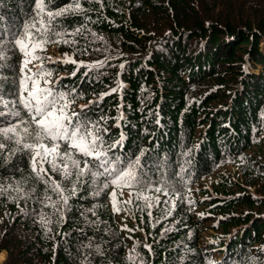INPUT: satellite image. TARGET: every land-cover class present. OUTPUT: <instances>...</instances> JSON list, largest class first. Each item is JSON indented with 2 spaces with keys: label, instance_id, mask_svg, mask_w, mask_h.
<instances>
[{
  "label": "trees",
  "instance_id": "16d2710c",
  "mask_svg": "<svg viewBox=\"0 0 264 264\" xmlns=\"http://www.w3.org/2000/svg\"><path fill=\"white\" fill-rule=\"evenodd\" d=\"M79 2L82 11L55 24L81 31L38 53L52 72L48 86L68 93L70 113L107 128L106 144L123 136L110 157L144 150L145 170L167 195L146 192L149 208L135 194L123 204L117 192L116 211L109 193L133 189L96 196V186L85 183L64 219L52 216L45 226L41 215L51 209L37 199L43 185L28 154L5 149L0 252L7 259L0 264H264V0ZM73 4L48 0L52 9ZM34 13V0H0V37ZM10 36L0 48L5 92L21 76L22 53L9 50ZM49 47L67 57L49 60ZM8 120L0 117V126ZM228 164L234 173L219 174ZM216 175L212 185L194 187ZM206 216L216 218L210 239Z\"/></svg>",
  "mask_w": 264,
  "mask_h": 264
},
{
  "label": "snow or ice",
  "instance_id": "6c2138e0",
  "mask_svg": "<svg viewBox=\"0 0 264 264\" xmlns=\"http://www.w3.org/2000/svg\"><path fill=\"white\" fill-rule=\"evenodd\" d=\"M34 6L33 17L19 29L8 26L11 34L9 50L13 54L19 50L24 60L21 76L18 81L11 82L8 92L4 91L3 79L0 78V117L9 118L7 126H0V161L7 159L5 149L8 156L20 151L28 154L32 177L43 185L42 194L37 199L51 209L50 214L41 215L40 223L45 226L53 223L52 216L56 217L57 223L64 219L69 200L78 194V186L85 183L96 186L92 192L96 196L110 187L133 189L134 193L130 192V196L135 194L138 203L143 201L150 208L151 197L145 193L154 190L157 193L164 191L167 195L168 189L159 186L160 182L148 175L145 169L150 166L142 163L145 151L140 150L134 157H110L109 152L113 148L122 146L123 136L106 144L104 136L107 128L86 115L70 113L68 93L48 86L52 72L45 68L44 57L38 53L44 51L49 43H69L64 37L81 31L78 28L69 33L55 24L58 18L69 12L82 11L81 3L74 0L73 5L52 9L48 7V0H34ZM8 32L0 37V48L4 47ZM5 55H0V60ZM48 59L51 60L50 57ZM34 61H39L33 65L35 72L29 68ZM64 62L76 63L75 60ZM117 90L113 88L112 93ZM13 144L17 147H11ZM53 173L61 179H54ZM170 187L172 192L177 191L174 185ZM3 190L0 188V191ZM15 190L18 193L23 191L20 187ZM30 191L35 193L36 189L33 187ZM109 195L114 209L119 211L116 192L112 191ZM125 203L131 204L132 201ZM48 230L51 231V228Z\"/></svg>",
  "mask_w": 264,
  "mask_h": 264
},
{
  "label": "rangeland",
  "instance_id": "374dc122",
  "mask_svg": "<svg viewBox=\"0 0 264 264\" xmlns=\"http://www.w3.org/2000/svg\"><path fill=\"white\" fill-rule=\"evenodd\" d=\"M47 53H48L47 56H49V57H51L52 55L55 56V57H57V56L58 57L59 56L60 57L61 56L62 57L63 56L67 57V54L58 52L57 49H55L54 47H49L47 49ZM42 57H45V56H42ZM23 60H24V56L22 54V61ZM36 63H39V61H34L33 64L29 65V68H31L32 71H35L36 68L33 65L36 64ZM21 65H22V63H21ZM235 169L236 168L234 166L228 164V165L222 167L221 171L218 170V173L221 174V175H227L229 172H233L234 173ZM233 175L235 176V174H233ZM218 179H219V175H216V176H213V177H211V176L210 177H206V178L201 179L197 183H195L194 187H196L197 189H200V188L204 187L205 185L210 186V185H212L214 183V181L215 182L218 181ZM257 187H259V186L257 185ZM249 189H253V187H249ZM115 192L116 193L120 192L122 194L121 202L123 204H125V202L130 199V193L128 191H126V190H119V191H115ZM196 211L198 212V210H196ZM204 218H205V222H204L205 229L203 231V236L208 238V239H210L211 238V234L216 231V230H214V228H212V225H214L215 224L214 222H216L215 221L216 218H214V216H208V217L206 216ZM6 259H7V251L6 250H2L0 252V263H3Z\"/></svg>",
  "mask_w": 264,
  "mask_h": 264
},
{
  "label": "bare ground",
  "instance_id": "6f19581e",
  "mask_svg": "<svg viewBox=\"0 0 264 264\" xmlns=\"http://www.w3.org/2000/svg\"><path fill=\"white\" fill-rule=\"evenodd\" d=\"M138 90H139V88H138ZM136 94V93H135ZM96 117V116H95ZM236 166V165H235ZM212 177V176H211ZM206 180V179H205ZM178 181V180H177ZM182 182V181H181ZM196 188V187H195ZM128 222H129V220H128Z\"/></svg>",
  "mask_w": 264,
  "mask_h": 264
}]
</instances>
